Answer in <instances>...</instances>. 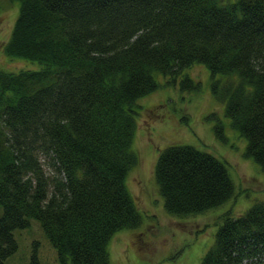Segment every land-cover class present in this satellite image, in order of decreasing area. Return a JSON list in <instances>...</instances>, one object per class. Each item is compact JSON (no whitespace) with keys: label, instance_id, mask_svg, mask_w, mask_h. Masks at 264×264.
<instances>
[{"label":"trees","instance_id":"obj_1","mask_svg":"<svg viewBox=\"0 0 264 264\" xmlns=\"http://www.w3.org/2000/svg\"><path fill=\"white\" fill-rule=\"evenodd\" d=\"M5 55L39 66L0 69V264L15 228L38 220L55 264H109L118 230L141 214L125 185L137 99L209 72L210 91L244 155L264 171V0H17ZM213 130L225 138L218 119ZM45 165L50 166L47 170ZM154 179L164 209L198 213L233 195L226 164L188 143L158 153ZM264 261V200L225 214L198 264ZM44 264L33 246L27 262Z\"/></svg>","mask_w":264,"mask_h":264},{"label":"rangeland","instance_id":"obj_2","mask_svg":"<svg viewBox=\"0 0 264 264\" xmlns=\"http://www.w3.org/2000/svg\"><path fill=\"white\" fill-rule=\"evenodd\" d=\"M17 5V0H0V69L39 66L35 61L8 57L3 51ZM183 71L198 82V88L190 91L180 88L181 75L174 83L165 84L163 76L158 75L161 85L137 99L140 107L135 115L132 148L138 161L126 173L125 185L141 214V223L111 236L107 245L109 264H198L225 214H239L253 202L264 200V171L244 155L245 138L221 115L222 106L210 91L207 68L194 63ZM218 119L223 124L224 139L213 130ZM171 143L192 144L223 160L234 184L233 195L203 212L186 215L167 212L154 179V163L161 149ZM13 234L17 248L4 264L27 262L33 246L41 263L57 262L56 250L37 219H30L26 227L15 228Z\"/></svg>","mask_w":264,"mask_h":264}]
</instances>
